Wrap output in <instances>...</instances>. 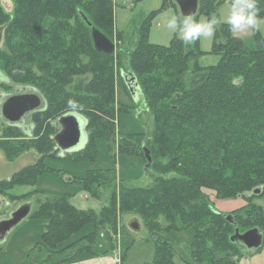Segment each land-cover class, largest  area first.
Returning <instances> with one entry per match:
<instances>
[{
    "label": "trees",
    "instance_id": "1",
    "mask_svg": "<svg viewBox=\"0 0 264 264\" xmlns=\"http://www.w3.org/2000/svg\"><path fill=\"white\" fill-rule=\"evenodd\" d=\"M12 1L13 8L7 11L0 0L4 37L0 70L21 85L34 81L35 86L29 85L47 95L51 110L68 108L69 100L78 102L85 111L87 142L90 133L103 137L105 144L114 141L109 67L100 59L113 58L117 50L110 54L96 51L91 29L80 16L82 12L108 37L106 32L114 26L111 1ZM223 2L199 0L193 17L218 15ZM258 8L259 17L264 18V0H258ZM152 18L136 19L137 27L128 32L132 49L122 50L131 70L122 72L136 77L151 119V132L140 142L131 134H122L116 147L120 155H135L139 145L148 146L150 166L160 171L152 174V185L142 188L117 181L114 170L108 169L113 179L110 200L99 211L77 208L69 196L38 202L31 216L42 220V234L27 253L32 262L66 264L84 253L93 257L109 254L116 245L108 231L114 235L118 215L127 212L137 215L150 235L190 229L192 243L204 252V261L236 264L239 257L227 252L231 248L242 250L230 240L235 229L242 233L264 220V205L234 210V223H230L212 203L214 197L237 198L258 188L257 195L264 197V37L252 31L250 37L241 38L221 23L211 48L219 57L218 63L204 67L198 63L203 55L199 40L186 45L174 36L168 46L151 43L148 27ZM117 33L121 39L123 33ZM43 111L31 112L37 121L35 135L29 142H21L27 145L23 149H34L38 159L12 175L10 181L32 185L38 175L53 170L46 159L63 158L54 139L58 131L40 135L45 120L51 117L50 111ZM93 149V159L88 160L95 159L94 145ZM89 225L92 231L61 246ZM260 233L263 244L259 249L264 246V232ZM154 244L153 259L144 264H179L172 261L169 241L157 238ZM190 256L195 260L196 255Z\"/></svg>",
    "mask_w": 264,
    "mask_h": 264
},
{
    "label": "rangeland",
    "instance_id": "2",
    "mask_svg": "<svg viewBox=\"0 0 264 264\" xmlns=\"http://www.w3.org/2000/svg\"><path fill=\"white\" fill-rule=\"evenodd\" d=\"M110 1L113 7L114 26L106 34L115 42V50L117 51L112 56L113 58H101L100 61H107L109 67V88L113 105L114 130L116 133L114 141H109L106 145L103 137L90 133L88 134V142H86L82 149L67 152L62 156L63 158L46 159V164L53 170L38 175L32 185L20 184L18 180L10 181V179L16 172L32 165L38 159V154L34 149H23L22 147L27 145L21 144L22 139L25 142L32 140L35 135L37 121L32 114H28L21 122L16 124L19 127H15L16 125L13 122L4 119L0 110V222L13 220L16 211L25 204H28L31 208L30 215L23 217L15 223L12 222L9 229L6 230L5 236L2 238V242H0V264H6V261L8 263L14 262V264L22 263L29 249L34 244L40 242L42 220L31 215L36 210L37 205L43 202L46 197L69 196L71 203L77 208L99 211L101 207L108 205L110 200L109 191L112 188L110 186L113 179L110 178L108 169L114 170L117 181H127L125 182L127 186L142 188L152 185V174L160 171L159 167L150 166L148 172L144 173L146 165L144 148L146 145L143 148L139 145L135 155H120L116 147V140L122 134H131L130 136L135 137L138 142L141 139L145 140L147 134L151 132L150 127L152 126L149 113L145 108L140 92L141 89L137 87L134 91L135 95H130L123 79L120 77L122 70L131 71L129 69V61L123 56L122 50L123 48L132 49V47H129L130 33L128 34V32L132 31L129 29L130 27H137L136 19L140 20L142 17L153 15V18L149 22L148 40L153 44L168 46L173 37L176 36L166 26L168 19L173 15L181 19L185 16L180 13L174 0ZM164 1L165 5L163 7ZM1 3L7 11H11L13 8L12 0H1ZM230 3L228 0H225L219 6V16L226 17L228 15ZM259 18L261 21V30L259 32L264 37V18ZM196 19L204 20L207 17L198 15ZM117 32L123 33L121 39ZM236 35L241 38H248L252 35V31L249 30L247 33H238ZM3 40V28H0L1 47ZM212 42L213 38H202L199 40V46L203 52V55L198 60L200 66L205 67L218 63L219 57L212 53ZM132 43L134 45V41ZM0 75L2 76L0 78V95L13 93L16 87L21 90L27 87L33 89L42 97L39 109H44L45 113L50 111L51 117L45 120L40 135L54 132L55 130L56 132L59 131V118L63 113L80 112L81 114H78H85L82 108L76 110L77 112L69 108L51 110L47 95H44L41 91L39 93L34 88V81L27 80L28 82H32L29 84L34 86L26 83L21 85L7 76L2 70H0ZM136 99L137 101H134ZM44 111L41 113L44 114ZM11 125L13 126L11 127ZM30 133L31 135L29 136ZM93 145L96 149L95 159L88 160L93 159ZM147 148L149 147L147 146ZM105 177L107 178L104 179ZM83 183L88 185V189H85ZM205 192H210L211 194L210 190H205ZM214 199L217 198L214 197ZM221 200L218 204L224 202L229 207H258L264 205V197L255 194L254 191L237 198ZM212 203L217 210L215 201L212 200ZM229 207L226 208L227 211L222 212L225 215V219L227 215H233L234 211L228 210ZM231 209H234V207ZM226 221L228 220L226 219ZM248 226L250 225L246 227ZM258 227H263L260 228V231L264 232V220ZM242 228L243 225L240 226V231H242ZM92 230L93 226H86L64 240L61 246L78 240L81 236ZM229 230L230 232L233 231L232 229ZM108 232L111 237H114L116 245L115 249L110 251L109 254L114 255L113 257L117 264H144L145 262H150L154 257V240L157 238L160 241H169L173 248L171 258L174 263L181 264L190 261L194 264H209L202 259L204 252L201 251L199 246L195 245V241L192 243L193 234L190 229L181 231L163 230L158 231L155 235H150L137 215L120 212L117 219L116 233L112 235L110 229ZM234 243L238 244L242 250L231 248L227 252L229 250L233 251L239 257L236 264H264V246L256 251L248 250V248L237 242ZM261 251L263 252L258 254ZM190 253L196 255L194 256L195 260L190 256Z\"/></svg>",
    "mask_w": 264,
    "mask_h": 264
},
{
    "label": "water",
    "instance_id": "3",
    "mask_svg": "<svg viewBox=\"0 0 264 264\" xmlns=\"http://www.w3.org/2000/svg\"><path fill=\"white\" fill-rule=\"evenodd\" d=\"M180 13L183 16L191 15L195 16L198 11L199 0H174ZM80 16L87 26L91 29V38L94 48L98 52L110 54L116 49L115 42L109 39L105 34L99 31L97 28L93 27L91 22L87 17L80 12ZM1 76V75H0ZM121 77L128 88V90L133 94L135 89L138 87L136 77L133 73L122 72ZM24 91L22 93H14L10 95L2 104L1 112L5 120L13 122V124H18L21 120L30 114L31 112L37 110L41 105V97L30 88H22ZM60 129L55 134L56 149L60 152V156H63L67 152L78 151L84 147L87 142L86 125L87 121L85 117L78 113H68L62 115L59 118ZM144 154L147 163L144 168V173L148 171L152 163V158L150 156L149 150L144 148ZM260 188L254 191V193H259ZM31 208L28 204H25L16 211V215L13 220L7 222H0V241L4 238L6 230L9 229L11 223L20 221L23 217L28 216ZM226 219L232 221V216L227 215ZM230 240L232 242H237L242 246L248 248V250H256L260 248L263 244V236L257 228H251L245 232H239L238 228L235 229V233L231 236Z\"/></svg>",
    "mask_w": 264,
    "mask_h": 264
},
{
    "label": "clouds",
    "instance_id": "4",
    "mask_svg": "<svg viewBox=\"0 0 264 264\" xmlns=\"http://www.w3.org/2000/svg\"><path fill=\"white\" fill-rule=\"evenodd\" d=\"M258 13V0H231L226 17L211 15L207 19L197 20L191 15L182 19L173 15L168 19L166 26L184 44L192 45L202 38H213L221 23H226L233 35L247 33L249 30L260 31L261 21ZM68 108L76 111L82 106L75 100H69Z\"/></svg>",
    "mask_w": 264,
    "mask_h": 264
},
{
    "label": "crops",
    "instance_id": "5",
    "mask_svg": "<svg viewBox=\"0 0 264 264\" xmlns=\"http://www.w3.org/2000/svg\"><path fill=\"white\" fill-rule=\"evenodd\" d=\"M213 201H215V204H216V206H217V211H219V212H225V211H227L226 208L229 207L228 204H226V203H224V202H222L221 204H218V202L222 201V200H220V199H213ZM213 203H214V202H213ZM233 207H234V209H231V208H233ZM233 207L230 206V207L228 208V210H230V211H234V210L240 208V207H235V206H233ZM241 207H242V206H241ZM0 242H2V241H0ZM263 249H264V248H263ZM257 251H258V250H257ZM262 252H263V251H261V252L258 253V254H261ZM258 254H256V255H258ZM113 256H114V255H112V254H107V255H105V256L93 257V256L88 255V253H84V254H83L79 259H77L76 261H73V262H70V263H66V264H117ZM6 264H14V262H12V263H8V262L6 261ZM18 264H38V263H35V262L30 261V260L27 258V256H26L25 260H23L22 263H18Z\"/></svg>",
    "mask_w": 264,
    "mask_h": 264
},
{
    "label": "flooded vegetation",
    "instance_id": "6",
    "mask_svg": "<svg viewBox=\"0 0 264 264\" xmlns=\"http://www.w3.org/2000/svg\"><path fill=\"white\" fill-rule=\"evenodd\" d=\"M1 77H2V76H0V78H1ZM22 92H28V91H24V90H21L20 88L16 87V88L14 89V92H13V93H9V94H7V95H0V110H1V107H2L3 102H4L8 97H10V95H13L14 93H22ZM132 95L134 96V95H135V92H133ZM41 100H42V97H41ZM30 114H31V113H30ZM17 127H19V125H17ZM232 221L234 222L233 217H232Z\"/></svg>",
    "mask_w": 264,
    "mask_h": 264
},
{
    "label": "bare ground",
    "instance_id": "7",
    "mask_svg": "<svg viewBox=\"0 0 264 264\" xmlns=\"http://www.w3.org/2000/svg\"><path fill=\"white\" fill-rule=\"evenodd\" d=\"M65 115V114H64ZM7 122V121H6ZM224 199V198H223Z\"/></svg>",
    "mask_w": 264,
    "mask_h": 264
}]
</instances>
